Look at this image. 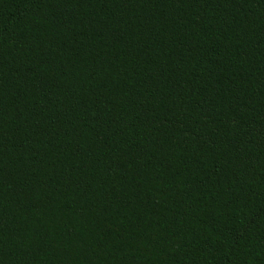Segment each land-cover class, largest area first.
<instances>
[{
    "label": "trees",
    "instance_id": "obj_1",
    "mask_svg": "<svg viewBox=\"0 0 264 264\" xmlns=\"http://www.w3.org/2000/svg\"><path fill=\"white\" fill-rule=\"evenodd\" d=\"M0 264H264V0H0Z\"/></svg>",
    "mask_w": 264,
    "mask_h": 264
}]
</instances>
